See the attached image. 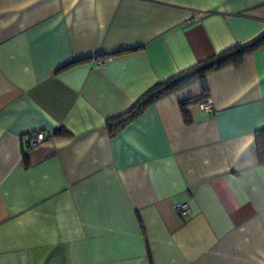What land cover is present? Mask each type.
Returning a JSON list of instances; mask_svg holds the SVG:
<instances>
[{
    "label": "crops",
    "instance_id": "0c3cea01",
    "mask_svg": "<svg viewBox=\"0 0 264 264\" xmlns=\"http://www.w3.org/2000/svg\"><path fill=\"white\" fill-rule=\"evenodd\" d=\"M262 34L264 0H0V264H264V45L212 113L193 80L109 125Z\"/></svg>",
    "mask_w": 264,
    "mask_h": 264
},
{
    "label": "trees",
    "instance_id": "16d2710c",
    "mask_svg": "<svg viewBox=\"0 0 264 264\" xmlns=\"http://www.w3.org/2000/svg\"><path fill=\"white\" fill-rule=\"evenodd\" d=\"M262 45H264V34L248 44L235 45L219 53L213 58L201 62L195 65L193 68L185 70L178 75L155 85L146 94H144L142 98L138 100L134 107L128 112L116 118L115 121L113 120V123L112 121H109V125L117 130L125 127L140 113H142L149 105L193 80L199 81L203 94V96H201L199 99L204 100L206 98L204 95L207 93V85L205 81V76L207 74L229 65L239 66L247 54L258 50ZM198 101L193 99L187 100L186 102L180 104L181 113L185 121H187L186 107L189 104L194 102L197 103Z\"/></svg>",
    "mask_w": 264,
    "mask_h": 264
},
{
    "label": "built area",
    "instance_id": "2783aa9c",
    "mask_svg": "<svg viewBox=\"0 0 264 264\" xmlns=\"http://www.w3.org/2000/svg\"><path fill=\"white\" fill-rule=\"evenodd\" d=\"M198 109L205 113L213 112V104L209 99L200 100L196 103ZM46 140V136L42 132H33L28 135L26 142L28 149H33L39 146ZM173 211L178 215L186 216L190 213V208L187 204H177L173 207Z\"/></svg>",
    "mask_w": 264,
    "mask_h": 264
}]
</instances>
